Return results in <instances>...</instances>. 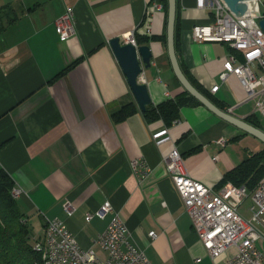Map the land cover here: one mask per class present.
<instances>
[{
  "label": "crops",
  "instance_id": "1",
  "mask_svg": "<svg viewBox=\"0 0 264 264\" xmlns=\"http://www.w3.org/2000/svg\"><path fill=\"white\" fill-rule=\"evenodd\" d=\"M67 4L74 10L75 33L61 40L55 19ZM5 5L18 17L0 32V165L21 189L16 199L37 237L45 217H57L83 248L93 246L110 215L87 220L86 214L110 200L151 264H226L235 248L209 255L164 157L176 146L193 178L219 188L223 174L263 149L264 142L204 104H192L183 106L179 122L169 126L171 139L155 143L152 132L165 122L143 115L110 39L149 37L141 44L150 45L152 64L139 81L147 84L151 103L185 90L163 39L168 19L163 0H0V8ZM177 14L176 53L189 80L206 89L215 104L251 124L255 118L264 130V118L239 78L219 77L228 44L193 36L195 24L212 20L211 10L199 8L196 0H177ZM215 84L219 87L212 91ZM131 102L136 112L116 120L113 113ZM139 156L150 166L142 179L131 166ZM67 201L76 206L71 215L64 208ZM256 245L264 252V239Z\"/></svg>",
  "mask_w": 264,
  "mask_h": 264
},
{
  "label": "built area",
  "instance_id": "2",
  "mask_svg": "<svg viewBox=\"0 0 264 264\" xmlns=\"http://www.w3.org/2000/svg\"><path fill=\"white\" fill-rule=\"evenodd\" d=\"M196 5L212 10L214 18L207 23L195 24L192 28L194 38L228 44L231 50L224 58L219 77L225 81L231 74L236 75L248 97L254 99L255 110L264 118V32L260 29L259 17L253 12L239 16L224 0H196ZM160 6L157 4V7ZM55 26L61 40H67L75 33L71 5L67 4L64 12L55 19ZM122 39L125 40V35ZM218 87L215 84L211 90L216 91ZM177 122L178 119L174 124ZM152 138L158 145L170 140L169 126L163 125L154 130ZM219 142L223 144L224 138H220ZM164 163L209 255L214 258L234 247L235 252L228 257L226 264H264V252L256 245L258 239H264V177L252 192L245 185L231 182L219 188L208 186L189 174L176 146L166 154ZM131 166L140 179L150 171L143 156L131 160ZM20 190L14 185L12 194L17 196ZM246 197L252 199L249 208L251 216L248 218L239 211ZM64 208L69 215L76 210L72 201H67ZM94 215L101 218L110 215V219L89 248L80 245L63 220L45 217L43 233L35 239L43 263L151 264L144 249L132 239L126 221L110 200H105L95 212H88L86 219ZM149 235L154 238L157 233L151 230ZM94 246H98L105 255H99Z\"/></svg>",
  "mask_w": 264,
  "mask_h": 264
},
{
  "label": "trees",
  "instance_id": "3",
  "mask_svg": "<svg viewBox=\"0 0 264 264\" xmlns=\"http://www.w3.org/2000/svg\"><path fill=\"white\" fill-rule=\"evenodd\" d=\"M163 6L167 12L168 0H163ZM9 8V5L0 8V32L18 17L15 12H7ZM211 13L213 19V12ZM177 19L178 14L175 22L176 49L179 45V23ZM152 37L156 38L155 35ZM135 38L140 44L149 40L148 36L140 34H136ZM163 39L167 40L166 35ZM77 61L70 64L68 68L72 67ZM196 87L209 96L206 89ZM192 104L202 103L187 90H183L157 104L150 102L142 113L148 120L162 119L166 125H171L173 120L180 117L181 108ZM217 105L222 109L225 108L222 104L217 103ZM136 110L134 103H127L115 111L113 116L116 120H122L136 112ZM250 122L260 126L255 118H252ZM198 149L199 147H194L192 151ZM263 177L264 148L251 152L239 164L227 170L220 179L218 186L231 182L238 186L245 185L247 190L252 192ZM14 185L15 182L12 176L0 165V264H44L40 252L34 248L36 241L31 239L32 234L28 216L22 212L16 196L12 194Z\"/></svg>",
  "mask_w": 264,
  "mask_h": 264
},
{
  "label": "water",
  "instance_id": "4",
  "mask_svg": "<svg viewBox=\"0 0 264 264\" xmlns=\"http://www.w3.org/2000/svg\"><path fill=\"white\" fill-rule=\"evenodd\" d=\"M227 6L237 15H250L249 1L251 0H224ZM167 47L168 54L172 64V68L178 80L191 95L197 98L202 104L209 108L212 112L244 129L245 131L255 135L264 142V130L247 122L246 120L234 115L233 113L220 108L215 102L200 91L189 80L182 70L175 47V22L177 13V0H168L167 11ZM260 26L264 29V17L259 20ZM110 45L118 58L127 78L131 89L135 95L137 103L141 110H145L150 103L151 98L148 86L144 82L139 81V75L143 68H148L152 64V51L149 44H134L132 42H122L119 36L110 39Z\"/></svg>",
  "mask_w": 264,
  "mask_h": 264
},
{
  "label": "rangeland",
  "instance_id": "5",
  "mask_svg": "<svg viewBox=\"0 0 264 264\" xmlns=\"http://www.w3.org/2000/svg\"><path fill=\"white\" fill-rule=\"evenodd\" d=\"M248 5H249L250 12H253V14H255V16L259 17V20H260V18L264 17V16H262L264 14V0H257V1L256 0H251V1H249ZM211 12H213V11L211 10ZM218 42H221V41H218ZM177 119L179 120V118H177ZM177 119H175V120H177ZM175 120H173L172 124H174ZM164 125H166V124H164ZM168 126H170V125H168ZM251 204H252L251 197H246L244 199V201L240 204L239 211L242 214V216L247 217V218L251 216V211L249 210ZM32 223H33L32 221L29 222L30 227H31V234H32V238L31 239L33 241H35V239L36 240L38 239L37 238L38 235H37L36 230L32 227L33 226V225H31Z\"/></svg>",
  "mask_w": 264,
  "mask_h": 264
},
{
  "label": "bare ground",
  "instance_id": "6",
  "mask_svg": "<svg viewBox=\"0 0 264 264\" xmlns=\"http://www.w3.org/2000/svg\"><path fill=\"white\" fill-rule=\"evenodd\" d=\"M260 29H261V31L264 32V29H263L261 26H260ZM125 39H126L127 41L130 40V42H131V40H132L133 42H135V41H134V38H133L132 35H130V36H126ZM133 42H132V43H133ZM136 45H137V44H136ZM34 248H35L36 250H38V249H37V242H35ZM38 251H39V250H38Z\"/></svg>",
  "mask_w": 264,
  "mask_h": 264
}]
</instances>
